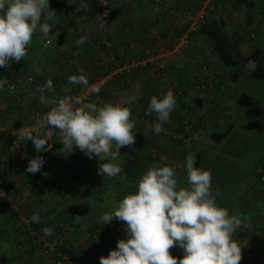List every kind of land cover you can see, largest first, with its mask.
Wrapping results in <instances>:
<instances>
[{
    "label": "crops",
    "instance_id": "1",
    "mask_svg": "<svg viewBox=\"0 0 264 264\" xmlns=\"http://www.w3.org/2000/svg\"><path fill=\"white\" fill-rule=\"evenodd\" d=\"M122 1L123 3L128 2V0ZM92 2L93 0H49L50 8L56 12L65 6H71L73 3L78 8L85 9ZM131 2L135 6H140L146 1L132 0ZM253 2L255 3L254 8H252L254 13L250 10V21L253 20L258 23L250 25V22L243 32L251 30V33L248 34L249 36L264 37V18L255 13L263 11L264 0H253ZM137 9L139 10L140 7ZM235 11V9L230 11L231 15ZM74 14L64 16L57 13L53 21H51L52 23L54 22L53 30L56 35L55 45L51 46V49L46 46L50 43V40L48 37L43 36V47L40 49L47 50L34 51L35 47L30 44L27 47V56L24 59L20 62L10 60L7 68H0V80H7L8 83L14 84V88L11 91L1 92L0 90V96L3 100L2 103L0 102V155L9 159V161L4 160L6 162L3 161L0 164V183L13 199L12 207H7L4 202H0V264H63L56 255H53L52 258L42 256L43 254L35 257L32 251L35 246H40L39 237H45V235L43 232H37L39 234L33 237L28 234L27 228L38 225L41 229L45 227L52 229L53 234L56 233L55 237L51 235L50 239L54 238L53 241L59 237L57 236L58 233L55 232L59 228L60 233L63 234L62 236L64 238L67 237L66 232L68 230H75L78 227V208L88 204L89 199H96L102 190L99 185L104 184L106 180L107 182L110 180V177L106 176L107 178L104 180L105 178L100 177L98 174L96 175V172L94 173L93 169H98L99 164L95 156L92 159H88L79 149H76L74 154L71 155L65 156L61 154L60 149L63 145L59 143L58 134L49 138L48 145L40 153H37L31 141L27 140H20L18 147L9 148L8 140L10 135L7 132L9 129L23 126L31 130L35 126L37 115L46 113L49 110L50 106L39 103V93L35 91L38 86H43L48 80H51L55 89L54 96L62 98L66 94L65 89H68L70 94H72V91H75L78 87L76 84H70L67 77L80 75V70L83 69L84 73L87 74L88 80L103 79L114 81L112 86L109 87H113L114 91L118 90V92L112 95L113 90H111L108 94L101 95V98L105 103L116 105L123 98L135 95L128 88L130 83L128 80H167L165 76L168 75L170 76L168 80H173L172 85L176 86L174 90L170 89L174 94L176 107L165 125L169 129H175L179 126V130H185L183 138H177L179 141H176V139L171 141L175 142L174 144L185 143L186 138L191 137V145L197 146L201 144L200 142L205 137V134H209V132L205 133V131H202L197 122L203 123L202 118L210 122L208 119H212L211 116L217 114L214 116L217 118L219 114L221 115L220 111L223 109V105L229 104L228 93L232 92V86L236 82V78L229 83L226 80L211 82L206 80L205 76L200 78L197 75L196 78L201 79L198 82V80H195L196 78H192L195 73H186L192 62L189 58L173 54L170 57L168 55L162 57L161 54H157V52H160L159 49H156V52L150 50L146 53L140 48V54L136 59L134 58L136 60L135 63H133V59L129 58L128 64H125L126 67L134 65L133 67L121 72H117L119 70L111 72L110 69L113 68V65L120 66L113 50L115 48L114 45L118 43L115 41L119 40L120 35H122L123 41L140 38L145 33V35L152 36L150 34L151 30L148 32L145 30L144 32L142 28L146 26L140 25L141 19L144 18V13L134 17L135 13L132 15L125 12L124 14H119L117 18L113 15L110 21L108 18L106 25H104L105 28L108 26L107 33L100 34V36L104 35L103 38H97L100 39V42L106 40L112 42H110L111 45L109 47H106L107 52L98 49L102 45L96 44V39L89 40L92 37L90 35L91 27H93L90 25L91 20L85 19L86 22H84L74 16ZM78 15H80L79 12ZM151 22L152 20L150 21L152 27L153 24ZM133 23H139L140 26L138 32L131 34L128 26ZM248 28L250 29L246 30ZM61 32H65V35L62 39H59L57 34ZM154 33L158 36L156 30H154ZM82 37L87 39L78 46L77 41ZM255 43L253 48H264V45L261 46L259 42ZM129 47H132V44L126 47L119 46L118 52L122 53ZM104 52L106 55H104ZM193 52L196 53V50H193ZM182 54L184 53L182 52ZM123 62L127 61L123 60ZM165 71L167 72L165 73ZM176 73L179 77H176ZM152 81V91L146 95H144L143 90L138 89L136 86L134 92L138 96H136L134 103L128 105L131 112L132 108L138 109L139 112L141 111L144 116L148 117L145 113L147 112L150 98L154 95L162 98L168 92L167 88H163V91L158 95L152 86ZM198 84H203L205 87L196 89L195 86ZM79 92L81 91H76L72 96H77ZM176 92L181 93L178 94ZM92 97L93 95L89 93L84 99L86 102H89V100L92 102L101 101V99L94 100V97ZM188 118L193 119L192 122ZM216 118H214V121ZM219 129V131L217 129V132H224L223 138L220 140V143H223L233 127L230 123H227ZM135 137L137 138L138 136L135 135ZM208 138L209 136L204 138L203 142L205 140L210 142ZM148 139L144 138L145 142ZM157 141L160 140L152 138L148 144L157 147ZM161 143L158 142L160 147ZM142 145L144 146V144ZM161 148L167 149L168 146ZM179 148L181 150H179L178 158L180 159L179 163H182L184 162L183 157L188 152L185 149L186 147L181 146ZM197 149L198 151H214L210 147L206 148L203 144L198 146ZM169 153L175 155V152L171 150ZM250 154L248 151L242 154L243 164H256L257 160H253ZM262 154L264 158V153ZM25 155H27L28 159L23 158ZM37 155L42 156L45 160L41 172L36 174L27 173L25 169L28 166V160L35 158ZM42 173H47L48 175L45 176ZM176 177L181 178V175L176 173ZM96 180L99 182L98 187ZM245 180L249 181V184L246 182L242 184L243 186L235 198L230 215L242 214L248 218L246 223L250 226L237 230L233 234V239L241 247L242 260L240 264H254L256 255L262 251L264 243V213L261 208L264 204V183H261L260 180L255 181L254 178H249L247 175H244ZM33 213L39 215L40 223L31 221ZM25 245L27 247H24Z\"/></svg>",
    "mask_w": 264,
    "mask_h": 264
},
{
    "label": "clouds",
    "instance_id": "2",
    "mask_svg": "<svg viewBox=\"0 0 264 264\" xmlns=\"http://www.w3.org/2000/svg\"><path fill=\"white\" fill-rule=\"evenodd\" d=\"M56 11L49 0H0V68H7L10 60L20 62L27 56L33 34L39 31L48 37L54 28L51 23ZM87 38L77 41L81 45ZM80 75L67 77L70 84L83 85L92 94H99L97 85H90L83 69ZM8 83L0 80V89ZM14 87V86H12ZM39 103L50 106L38 114L33 129L20 128L19 140L31 141L37 153L43 151L49 138L58 134L63 145L60 153L67 156L79 149L88 159L98 157V175L115 177L123 169L113 161L121 157L120 149L135 143V121L129 105L136 96L123 98L119 104L98 106L81 96H54V86L48 80L35 90ZM50 94H52L50 96ZM176 107L174 94L168 91L162 98L152 96L146 115L155 113L158 122L154 132L159 135ZM28 159L27 155L23 157ZM187 187H180L174 166H151L139 179L137 191L127 194L113 211L101 217L104 225L114 219L125 225L127 239L117 241L115 250L99 258L100 264H240L242 251L233 234L249 227L247 217L230 215L218 206L219 189L213 191L211 172L194 166L192 154L186 156ZM45 160L37 155L28 160L27 173L41 172ZM47 176V173H42ZM33 223H40L37 213ZM45 236L52 229L43 228ZM179 247L182 258L171 255L170 249Z\"/></svg>",
    "mask_w": 264,
    "mask_h": 264
},
{
    "label": "rangeland",
    "instance_id": "3",
    "mask_svg": "<svg viewBox=\"0 0 264 264\" xmlns=\"http://www.w3.org/2000/svg\"><path fill=\"white\" fill-rule=\"evenodd\" d=\"M146 2L138 5H133V3L130 1L129 5L128 3H123L122 0H108V6H110L111 10V16H117L121 13H129L134 15V17L138 16L139 14L144 13V18L148 23L150 21L156 19L158 20L157 25L158 27H151L148 25L147 32L151 30L153 39V43L156 45H159V49H165L170 48L172 42L181 34L185 33L189 30L188 24L186 23L185 17L188 13H186L188 10H193L192 12L195 13V8L200 5L196 11L202 10V20L204 22H208L210 24V27L213 28L216 32L215 39L227 38L228 41L226 43L229 45L230 48H235L237 51L241 53H245L247 50L253 47L255 42H259L261 46L264 45V37H255L249 36V35H240L239 32H243V30L246 28V24H242L241 22L237 21H229L227 16L230 14V11H233L235 6L231 2V0H145ZM122 2V4H120ZM75 3L71 4V6H65L63 9L58 10L56 13L62 14L64 16H67L68 14H74L75 9L76 13L74 16H76L78 19L80 18L82 21L86 22L85 19L88 21L91 20L90 25L91 27V34L92 37L89 38V40H97V38H103V33H107V28H105L104 25L100 26L96 23L94 18V4L88 5L84 8H78ZM132 4V5H131ZM140 7L138 10L137 8ZM264 8V6H263ZM131 9V10H130ZM129 11V12H128ZM78 12L80 15H78ZM186 13V14H185ZM260 17H263V12H255ZM153 15V16H151ZM157 15H159L157 17ZM190 15V14H188ZM185 16V17H184ZM133 17V18H134ZM222 18L223 23L220 24V27L218 25H214V23H218L220 18ZM117 18V17H116ZM252 25L257 24L258 22L251 20L250 21ZM52 23V22H51ZM54 23V22H53ZM145 25V24H144ZM143 25V26H144ZM187 25V27H186ZM139 23L135 24L133 23L131 26H128L129 32L132 34L134 32H138ZM150 26V27H149ZM251 28V27H250ZM153 29V30H152ZM154 30L159 32L161 35L158 37L156 36V33H154ZM240 30V31H239ZM174 34V36H173ZM240 35V36H239ZM55 32L52 30L50 35L48 36V39L50 40V43L46 45L49 49H51V46L55 45ZM225 37V38H224ZM43 35L39 32H35L32 37L31 44L33 47H35L34 51L40 52L45 51L47 49H40L43 47ZM131 43L125 42L122 40V35L119 36V40L115 41L117 46V51L120 49L119 46H127L132 44V47L126 48L125 53L130 59H133V63H135L137 56L140 54V48H141V42H139L138 38H132L129 39ZM220 40V39H219ZM109 42V41H108ZM111 42V41H110ZM109 42V45H110ZM114 42V43H115ZM112 43V42H111ZM210 41L200 37L195 38L194 40L188 38V43L186 47L182 48V52L184 53L183 56L186 58H189L192 62L191 65L187 68L188 72H193L195 75L192 76V78H196L197 75L200 76V78H204L206 80H209V73L212 71L216 72V79L215 80H226V82H231V80H234L232 76H230V73L232 71H235L237 73L236 76V82L232 86V92L228 93L229 97V104L223 105V109H221L220 113L216 117L217 114L214 116H211L212 119H208L209 121H205L202 118V122H197L198 126L202 128V131H205V133H208L210 130H220L219 128L223 127V125H226L227 123H230L233 127L232 131L229 133L227 139L223 143H216L212 142L210 138L208 140H204L208 135L205 134V137L200 142V145L192 146L191 145V139H187L186 142H180L179 144H174L172 140V134L177 132L179 130V126L175 129H169L166 127V125H163V131L157 135L154 130L150 129V122L155 121L158 122L156 115L153 113L151 115H147L148 117L144 116V114L139 112V110H135L132 108L133 116L131 119L135 121V128L133 129V134L137 135L138 137H135V143L131 147V149L127 146L120 149L121 157L113 161L114 163H117L123 171L115 176L110 177V180L108 181V184L106 185H99V182L96 180L97 187L98 185L102 188L101 194L96 197V199L88 200V204H84V206L78 208V227L75 230L67 231L66 232V240L70 243V245H73V248L75 251H73V258L78 260L80 263H83L85 260L84 258H87V264H100L99 258L101 256L107 257L109 252L116 249L117 241L122 239V235L124 234V228L125 225L117 220H113L110 224L104 225L101 221L100 217L108 211H113L115 209V206L118 204V202L113 200L111 198L112 196H115L116 191H119L120 188H123L122 182H120L121 186L116 185V181L124 178H128L131 181L138 180L142 178V175L146 173V171L153 165H160V166H172L175 165V173H178L181 175V177L186 176V156L188 154H196L198 146H205L206 148L210 147L214 151L205 150L203 151V154L206 157V153L210 154L211 152L219 153L223 152L226 155L231 156L232 159H234L237 164V168H244V170L250 171V172H256L263 170L262 162H264L263 154L264 153V79H258L253 78L250 76H247L244 73L242 66H234V67H221V65L218 63V61L215 60L214 54L211 50ZM39 48V49H38ZM100 51L107 52V49L100 46L98 48ZM170 50V49H169ZM193 50H196V53L193 52ZM104 52V53H105ZM124 53V52H123ZM157 54H161L162 57H165V55H175L177 56V53L173 52H157ZM106 55V53L104 54ZM106 59V58H105ZM132 63V62H131ZM119 66V65H118ZM134 65H131L130 67H123L119 69L117 72H121L122 70H129V68L133 67ZM252 67V64H250ZM116 67V66H113ZM202 67V68H201ZM250 67V69H251ZM192 70V71H191ZM115 74V73H114ZM157 74V73H156ZM206 74V75H205ZM170 76L166 75L165 78L167 80H151L153 83V88L158 93V95L163 91V88L167 91L174 90L175 85H172L173 80H168ZM120 81V80H119ZM129 83V90L131 93H135V96H138L135 91V88L141 89L143 86V82L145 80H128ZM137 81V82H136ZM95 82L99 83V86L105 82L103 79L96 80ZM102 82V83H101ZM139 82V83H138ZM113 90L112 95H115L118 90ZM142 90V89H141ZM1 91H5L2 89ZM109 91V90H108ZM81 96L82 98L86 97V94L84 95H77ZM101 98V97H100ZM91 100H89L90 102ZM113 101V100H111ZM3 100L1 101V103ZM92 102V101H91ZM100 105H103V100L101 98V101L98 102ZM134 109V110H133ZM144 116L142 120H140V117ZM214 118L216 120L214 121ZM189 119V118H188ZM193 119H189L190 122H192ZM196 124V123H195ZM207 131V132H206ZM139 134V135H138ZM202 135V134H201ZM144 138H149L146 142ZM152 138H156L157 145L160 147L158 142L161 143V147L168 146L167 149L156 148L153 145L144 146L142 144H148L149 140ZM142 140V141H141ZM143 142V143H142ZM211 145V146H210ZM186 147V151L188 154L183 157L184 162L179 163L178 153H180L179 150H181L179 147ZM191 146V147H190ZM167 150V152H166ZM175 152L169 153V151ZM222 150V151H220ZM251 153V158L253 157V160H257L256 164H250L246 165L243 164V153L246 152ZM153 154H156L155 157L159 158V161H155V157H153ZM149 155V158L147 159L145 156ZM169 156V157H168ZM238 157L237 159H235ZM255 157V159H254ZM261 157L260 159H257ZM155 158V159H154ZM162 158V159H160ZM226 159H229L228 157ZM225 159V160H226ZM96 160L99 161L98 157H96ZM143 161L144 166H139L138 161ZM162 160V161H161ZM8 161V160H7ZM5 162V161H4ZM231 161L229 160L228 163ZM233 162V161H232ZM231 162V163H232ZM235 166H232L234 169ZM236 168V167H235ZM249 168V169H248ZM1 171V168H0ZM94 173L97 175L98 169H93ZM1 175V172H0ZM243 175H246L243 173ZM100 176V175H99ZM101 177V176H100ZM106 180V176L103 177ZM107 181V180H106ZM110 182V183H109ZM129 189V185L127 187ZM113 193V195H112ZM7 206V205H6ZM13 206V205H12ZM9 207V206H7ZM5 209V207H3ZM13 209V208H12ZM7 211V210H6ZM3 215H5L3 213ZM104 226L105 230L104 232H98L101 227ZM28 234L31 236L38 235L39 233L36 232L34 227L30 226L27 228ZM99 233V234H98ZM62 234V233H61ZM93 234L95 236H93ZM63 235V234H62ZM55 234H52V237H55ZM49 237V238H48ZM64 237V236H63ZM89 237V238H88ZM51 236H40V246H35V249H33L32 254H35V257L41 256H47V257H53V255H56V252L60 251V245L57 244L56 241H53V239H50ZM70 239V240H69ZM41 242H47L52 246L51 251L48 253H45L42 249ZM24 247H27L26 245ZM51 254V255H50ZM58 258V257H57ZM83 260V261H82Z\"/></svg>",
    "mask_w": 264,
    "mask_h": 264
},
{
    "label": "trees",
    "instance_id": "4",
    "mask_svg": "<svg viewBox=\"0 0 264 264\" xmlns=\"http://www.w3.org/2000/svg\"><path fill=\"white\" fill-rule=\"evenodd\" d=\"M106 1H108V0H106ZM130 1H132V0H128V2H127L128 5H129ZM231 2L235 6L234 8L236 11L234 13H232V15H231V13L228 14V16H227L228 20L229 21H237L238 20L242 24H246V26L248 24H250L251 12L254 13L252 11V8H254V4H255L253 2V0H231ZM92 4H94L93 8L95 9V0H93L91 5ZM199 6L200 5H198L194 9L195 12ZM107 8H108V12H109V21H110V18L113 15L111 16V10H110V6H108V2H107ZM250 10H251V12H250ZM192 11L193 10L191 9V10H188L186 13L192 15V14H194V12H192ZM115 17H118V15ZM185 20H186V17H185ZM157 22H158V20L155 18V20L151 22L153 24L152 27H158ZM140 23H141L140 25L145 24V26H146L145 28H142L144 30V32H145V30L147 31L148 25L151 26V24L148 23L145 18H142ZM186 23H187V21H186ZM222 23H223V20H222V18H220L219 22L214 23V25H218V27H220V24H222ZM186 27H187V25H186ZM249 29L250 28H248L246 30H249ZM186 33L188 34L187 37L189 39H192V40H194L195 38L200 37V36L202 38L209 40L211 42L210 45H211L212 53L214 54V58L216 61H218V63L221 66L228 67V68L234 67V66H242L244 73L247 76H250L253 78H258V79H264V48H257V47L253 48L252 47L249 50H247L245 53H241V52L237 51L235 48H230L229 45L226 43V41H228L227 38L224 37L225 40L223 38H219L220 40L215 39L216 38L215 37V34H216L215 30L210 27V24H208V22H204L202 19L199 20L195 29H192V30L189 29ZM245 33H247L246 35H248L249 33H251V30L243 32V33L241 31L239 32L240 35H243V34L245 35ZM145 34L141 35L140 38H138L139 39L138 41L141 42V49L143 51H145L146 53L149 52L150 50H152V52H156V49H159V45H156L153 43L154 38H152V36L150 37L149 35H145ZM64 35H65V32H61V33L57 34V38L62 39L64 37ZM160 35L161 34L158 32V37ZM173 36H174V34H173ZM175 40L172 42V44L175 42ZM128 41H125V42L131 43L130 40H128ZM96 44H100V45H102V47H105V48L109 47L111 45V43H110L109 46H106L103 42H100V39H97ZM114 46H115V48L113 50H114V53L116 55V59L119 60V64L120 65L128 64L129 57L127 56L125 51H124V53L123 52L119 53L117 51V46L116 45H114ZM156 46H158V47H156ZM123 60L124 61L126 60L127 62H123ZM121 62H123V63H121ZM250 64H252V67L250 66ZM250 67H251V69H250ZM108 71H109V69H108ZM166 72L167 71H165V73ZM209 75H213L211 78L209 77V80L211 82H215L216 81L215 79L217 77L216 72L212 71L211 73H209ZM203 76H204V74H203ZM230 76H232V78L235 79L237 76V73L235 71H232L230 73ZM176 77H179V75H177V73H176ZM96 80H98V79L89 80V84L95 82ZM195 80H198V82H199V80H201V79L196 78ZM113 82L114 81H111V80H105V82L101 86H99V88H100L99 94H92V93L91 94L93 95V97H97L98 99H101L100 98L101 95L102 96L106 95V94H108L109 91H111V89H113V87L112 88L109 87V86H112ZM107 86H108V88H107ZM74 88H76V87H74ZM84 89H85V87L83 85H78L77 89L75 91L73 90L74 92L72 91V94H70V91H68L67 94L69 93L68 95L72 96L76 93V91H83ZM141 89L143 90L144 95L150 93L152 91L151 80H145L143 82V86ZM176 93L180 94L181 92H176ZM94 103L99 104L98 102H95V101H94ZM125 106L129 107L128 105H125ZM223 135H224L223 131L217 132V130L209 131V134H208L209 138L216 143L220 142V140L223 138ZM171 137H172V140L176 139V141H179L177 138H175L173 136H171ZM10 139H11V136L8 140V146H9ZM144 146H147L146 148L148 149L149 144H144ZM156 148H159V146L157 145ZM220 151H222V150H220ZM203 154H204L203 151L197 150L195 157H194V160H195L194 166L197 168H202L204 170L211 172L213 191H215L216 189H219L222 193V195L217 198V204L220 207L228 209L229 214H230V211H231V208L234 204L235 198H236L238 192L241 190V187L243 186L242 184H244L245 182L249 184V181H246V180L244 181L243 173L246 174L249 178L251 177V178H254L255 181L256 180L259 181V176H261L264 173V162H262L263 170L261 169L260 171H256L253 173V172L244 170V168L238 169L237 166L239 165V163L237 164L236 162H234L235 160L232 159L231 156L226 155L223 152H219V153L211 152L210 154L206 153V157L204 156L205 154L204 155ZM155 155L156 154H153V157H155ZM145 157L148 159L149 155H146ZM227 157L229 159H226ZM237 158L238 157H236L235 159H237ZM160 159H162V158H160ZM7 160L9 161V159H7ZM156 160L159 161V158H156L155 161ZM229 160L231 162L232 161L233 162L228 163ZM143 161L142 160L140 162L138 161V165L140 167L144 166ZM2 162L3 161H0V164ZM172 166H174V168H176L175 165H172ZM232 166H235L236 168L234 167V169H233ZM177 179H178V183H179L180 187H187L188 186L186 176H183V177L177 178ZM138 181H139V179L138 180L134 179L133 181H131L128 178H124V179H122V181H120V180L116 181L117 186H121L120 182H122L124 187L120 188L119 191H116L115 196L114 197L112 196L111 198H113V200L116 199V201L119 202L127 194H129V193L134 194L137 191L136 185H137ZM105 183H106V185L108 184V182L106 181L102 185H105ZM261 183H264V182H261ZM128 185H129V189L127 188ZM112 195H113V193H112ZM4 204H6V203L4 202ZM261 208L263 209V213H264V204L262 205ZM34 229L36 230V232H40V233L42 232V229L38 225L34 226ZM104 230H105V227L102 226L98 232L101 233V232H104ZM55 232H57L58 233L57 236H59L55 241L57 242V244L59 243V245H60V247H59L60 252L64 255H67L68 257H70L72 259L76 258V257L73 258V256H74L73 251H75L73 248V245H70V243L66 240V238H64L62 236L59 228ZM122 239H127L125 232L122 235ZM170 252H171V255L173 257H176V258H182L183 257V251L178 246L170 249ZM84 259L87 261L86 257ZM85 260L84 261L82 260L83 263H80L78 260H76V261L79 264H87V262Z\"/></svg>",
    "mask_w": 264,
    "mask_h": 264
},
{
    "label": "built area",
    "instance_id": "5",
    "mask_svg": "<svg viewBox=\"0 0 264 264\" xmlns=\"http://www.w3.org/2000/svg\"><path fill=\"white\" fill-rule=\"evenodd\" d=\"M202 15H203L202 10H198L192 15L187 14L186 21L188 24V29H190V30L195 29L199 20L202 18ZM94 18H95V21L98 25H100V26L106 25L107 20L109 18V12H108V8H107V1L106 0H95ZM103 43L106 46H109V42L107 40L103 41ZM187 43H188V37L185 33H183L176 38L175 42L171 45L170 48H165V49L160 48L159 50H160V52L164 51L166 53L167 52L177 53L178 54L177 56L181 57L183 55L182 54V48L186 47ZM123 67H126V65L125 64L120 65V66L117 65L116 67H113L112 69H110V71L111 72L117 71ZM212 76L213 75H209L210 78ZM92 84L99 86V83H97V82H93L90 85H92ZM12 86H14L13 83L4 84L2 89H4L5 91H11L14 88ZM204 87L205 86L203 84H198L195 86L196 89H203ZM2 89H0V90H2ZM89 93H90L89 90L85 89L84 91L79 92L78 95H84V94L88 95ZM97 99H98L97 97H94V100H97ZM1 101H2V98L0 96V102ZM142 119H143V116L140 117V120H142ZM155 123H157V122H155L154 120L150 122V129L151 130H153ZM22 127L23 126H16V127L11 128L7 131L8 134L11 136V139L9 142V148L10 149L18 147L20 140L18 138L17 131ZM23 128H25V127H23ZM172 136L175 138H183L185 136V130L184 129L179 130L176 133L172 134ZM186 139H189V138H186ZM4 160L7 161L6 157H4V156L2 157L0 155V161H4ZM259 180L261 182H264V173L261 176H259ZM0 202H5L6 205L9 207H12V205H13L12 197L8 194L7 190L1 184H0ZM93 236H95V235L93 234ZM41 246H42V249L45 253H48L52 249V246L47 242H41ZM56 256L58 257V260L60 262H62L63 264H79L75 259H72V258L68 257L67 255L62 254L60 251L56 252ZM256 256L257 257H256L254 264H264V243L262 245V251L260 253H258Z\"/></svg>",
    "mask_w": 264,
    "mask_h": 264
}]
</instances>
